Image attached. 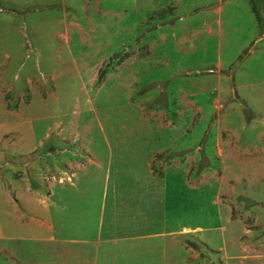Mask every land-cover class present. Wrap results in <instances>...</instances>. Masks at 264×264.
<instances>
[{"label": "rangeland", "instance_id": "obj_1", "mask_svg": "<svg viewBox=\"0 0 264 264\" xmlns=\"http://www.w3.org/2000/svg\"><path fill=\"white\" fill-rule=\"evenodd\" d=\"M257 7L262 25L247 0H0V264H66L65 180L128 145L178 165L187 264H264Z\"/></svg>", "mask_w": 264, "mask_h": 264}, {"label": "crops", "instance_id": "obj_2", "mask_svg": "<svg viewBox=\"0 0 264 264\" xmlns=\"http://www.w3.org/2000/svg\"><path fill=\"white\" fill-rule=\"evenodd\" d=\"M166 150L109 149L105 163L90 156L93 177L71 174L73 181L65 180L69 194L81 199L75 208L77 231L63 240L66 264H187L189 230L179 217L187 185L183 178L168 181L162 174L178 165H166L160 173L152 168L155 156Z\"/></svg>", "mask_w": 264, "mask_h": 264}, {"label": "trees", "instance_id": "obj_3", "mask_svg": "<svg viewBox=\"0 0 264 264\" xmlns=\"http://www.w3.org/2000/svg\"><path fill=\"white\" fill-rule=\"evenodd\" d=\"M247 1H249V3H250V9H251V11L253 12V14L255 15V18H256L257 23H258L259 25H262V23H263V19L260 17V15H259V10H258V7H257V5H258V0H247ZM123 57H124L123 55L119 56V58H118V60H117V63L120 62V61H122V58H123ZM170 156H171V155L166 154V155L164 156V159L167 160Z\"/></svg>", "mask_w": 264, "mask_h": 264}, {"label": "water", "instance_id": "obj_4", "mask_svg": "<svg viewBox=\"0 0 264 264\" xmlns=\"http://www.w3.org/2000/svg\"><path fill=\"white\" fill-rule=\"evenodd\" d=\"M212 7V6H211Z\"/></svg>", "mask_w": 264, "mask_h": 264}]
</instances>
